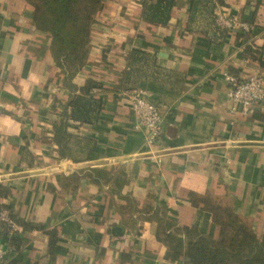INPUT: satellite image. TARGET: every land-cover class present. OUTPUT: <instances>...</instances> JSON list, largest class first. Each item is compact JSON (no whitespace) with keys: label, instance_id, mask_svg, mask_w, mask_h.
<instances>
[{"label":"crops","instance_id":"1","mask_svg":"<svg viewBox=\"0 0 264 264\" xmlns=\"http://www.w3.org/2000/svg\"><path fill=\"white\" fill-rule=\"evenodd\" d=\"M32 12L25 0H0V210L16 226L0 225V264H186L165 259L157 232L160 221L217 237L192 194L230 207L261 235L264 103L232 114L226 75H258L264 86V0H175L165 26L144 22L139 0H104L87 62L70 80ZM221 17L248 30L224 29ZM89 81L98 87L87 98L98 103L87 99L77 113L87 120L73 118L69 104ZM130 90L162 116L151 153Z\"/></svg>","mask_w":264,"mask_h":264},{"label":"trees","instance_id":"2","mask_svg":"<svg viewBox=\"0 0 264 264\" xmlns=\"http://www.w3.org/2000/svg\"><path fill=\"white\" fill-rule=\"evenodd\" d=\"M32 7V22L35 29L50 38L49 52L55 65L70 80L87 62L91 28L95 17L101 11L104 0H25ZM142 7V19L153 26H165L175 0H139ZM222 3V2H220ZM245 34L238 33L237 37ZM246 53L252 58L258 50L247 47ZM264 67V61L260 62ZM98 84L89 81L69 104L73 118H82L87 99L91 104L98 103L89 95ZM193 207L199 205L210 215L212 223L218 229L216 238L201 235L196 228H175L159 221L157 232L167 248L165 259L170 262L184 261L186 264H264V230L259 237L251 226L230 207L222 205L209 197L190 195ZM11 216V215H10ZM29 230L43 231L40 225L17 222ZM52 247L55 242L53 232H49ZM10 242L16 245L14 238Z\"/></svg>","mask_w":264,"mask_h":264},{"label":"built area","instance_id":"3","mask_svg":"<svg viewBox=\"0 0 264 264\" xmlns=\"http://www.w3.org/2000/svg\"><path fill=\"white\" fill-rule=\"evenodd\" d=\"M219 26L231 31H247L248 27L234 18L221 17L217 20ZM229 84L228 98L232 103L231 113L234 115L251 116L256 111H263L264 86L261 76L255 75L239 80L226 75ZM133 117L135 129L143 133V149L151 153L153 145L161 139L163 119L158 108L138 90L124 93ZM145 154V152H141ZM140 154V155H142ZM0 225L10 233L16 230L14 221L7 210H0ZM7 251L0 247V262L6 257Z\"/></svg>","mask_w":264,"mask_h":264}]
</instances>
